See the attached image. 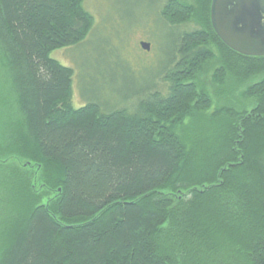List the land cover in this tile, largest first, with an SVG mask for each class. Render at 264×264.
Masks as SVG:
<instances>
[{
    "label": "trees",
    "instance_id": "obj_1",
    "mask_svg": "<svg viewBox=\"0 0 264 264\" xmlns=\"http://www.w3.org/2000/svg\"><path fill=\"white\" fill-rule=\"evenodd\" d=\"M84 2L0 0V264H264V55L155 0L160 64L76 107Z\"/></svg>",
    "mask_w": 264,
    "mask_h": 264
},
{
    "label": "rangeland",
    "instance_id": "obj_2",
    "mask_svg": "<svg viewBox=\"0 0 264 264\" xmlns=\"http://www.w3.org/2000/svg\"><path fill=\"white\" fill-rule=\"evenodd\" d=\"M95 23L86 40L76 47L52 52L51 56L74 69L73 104L99 99L120 105L142 82L144 69L159 65V43L165 29L157 17L155 0H85ZM140 41H148L146 51ZM116 50L110 54L108 44ZM149 78L148 76H146Z\"/></svg>",
    "mask_w": 264,
    "mask_h": 264
},
{
    "label": "water",
    "instance_id": "obj_3",
    "mask_svg": "<svg viewBox=\"0 0 264 264\" xmlns=\"http://www.w3.org/2000/svg\"><path fill=\"white\" fill-rule=\"evenodd\" d=\"M211 21L232 49L250 56L264 55V0H212ZM140 47L150 51L148 41Z\"/></svg>",
    "mask_w": 264,
    "mask_h": 264
}]
</instances>
